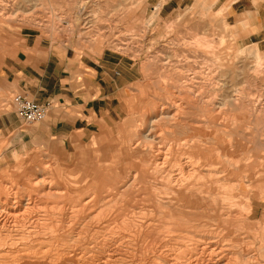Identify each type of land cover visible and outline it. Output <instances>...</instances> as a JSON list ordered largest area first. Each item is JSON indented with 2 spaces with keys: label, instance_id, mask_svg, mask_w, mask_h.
<instances>
[{
  "label": "rangeland",
  "instance_id": "374dc122",
  "mask_svg": "<svg viewBox=\"0 0 264 264\" xmlns=\"http://www.w3.org/2000/svg\"><path fill=\"white\" fill-rule=\"evenodd\" d=\"M22 32L42 33L53 40L64 36L66 48L93 56V65L98 66L99 71L98 77L93 75V84L99 85L102 82L106 90V93L101 94V97H105L102 102L109 110L105 112L106 115L102 114L96 119L94 128L97 132L94 133L93 141L76 143L75 147L51 139L43 143L15 142L12 140L13 135L2 137L0 184L22 183L19 181V173L23 170L17 169L20 165L48 163L58 175L82 184L93 181V170L97 169L101 170V174L98 181H93V187L82 188L67 181H57L62 185L70 184V194L83 198L82 203L65 201L67 210L71 206L80 208L85 199L93 197V189L102 197L109 194L120 196L118 201L101 202L103 208L124 211L125 199L132 197L135 207L141 210L144 196L156 197V194L168 190L161 185L162 176L153 173L143 164L150 156L145 155L143 150L147 147L142 146L143 142L137 144L140 141L135 132H149L150 128L144 126L143 119L148 118V115L151 119L160 117L159 112H155L156 104L160 111L165 101L176 100L178 108L183 106L179 112L180 121H187L175 124L161 119L157 122L162 136H167L163 151L169 146V139L178 131V142L187 139L188 144L184 149L191 156L190 164L194 161L199 168L207 166L205 158L197 162L200 156L198 151L202 148L208 149L206 152L210 157L223 158V163L230 166L225 173H219L216 161L208 162L210 171L209 175L204 176V183L210 184L214 179H221L224 187L219 191L225 196L221 198L222 201L213 202L209 199L207 223H210V228L205 229V235L220 238L223 244L226 243L224 246L234 252L233 255L237 256L235 260L238 259L240 264H247L252 255L259 259V264H264V179L255 181L253 185L244 182V188L236 191L232 185L225 184L224 180L227 177L226 182L234 179L231 166H242L245 160L237 156L243 154L253 153V169L261 176L264 174V42L258 45L243 40L247 34L230 24L221 11L212 8L205 11L194 6L162 11L161 4L149 5L146 0H0L2 46L9 45ZM209 41L215 42L214 49L205 44ZM216 56H224L225 61H218ZM257 57L262 59L260 64ZM215 65H219L220 69ZM187 73L194 78V84H191L189 90L193 88L201 97L193 93L186 95L189 87L183 86L181 79ZM15 93L18 91L4 95L3 105L10 103ZM99 93V90H95L93 98L100 96ZM181 95L185 96L184 99ZM175 112L178 114V110L171 111V114ZM47 118L33 126L46 122ZM128 141V148H124L125 156L121 160L115 154ZM221 154L226 157H220ZM210 159L213 160L212 157ZM115 161V166L104 168ZM26 175L30 182L38 179H29L32 178L31 173ZM242 175H245V171H242ZM47 178L52 180L51 183L56 181ZM124 182L133 183L128 186ZM141 182L155 184L156 188L145 187L143 184L140 186ZM5 186L7 190L9 185ZM18 186H14L16 190L22 187ZM78 188H82L84 193L76 190ZM64 191L67 189H63L61 195H65ZM24 195L27 198L31 193L28 191ZM192 202L195 209H201L202 205H196L194 199ZM84 207L86 212H93V209ZM246 244H250L251 251H241L240 247ZM190 247L194 255L199 252L193 246ZM190 259L178 258L173 263L179 264L181 260V264H187Z\"/></svg>",
  "mask_w": 264,
  "mask_h": 264
},
{
  "label": "bare ground",
  "instance_id": "6f19581e",
  "mask_svg": "<svg viewBox=\"0 0 264 264\" xmlns=\"http://www.w3.org/2000/svg\"><path fill=\"white\" fill-rule=\"evenodd\" d=\"M205 44L211 49L216 47L213 41L206 42ZM239 50L242 51V49ZM216 58L218 61H225L224 56H216ZM257 60L258 64H260L262 59L257 57ZM217 63L219 62H216V64ZM222 66H224V64ZM226 67H228V65ZM213 73H215V71ZM193 79L190 73L183 75L181 79L183 86L189 87L188 90L185 88H183V90H186L187 96L189 93H193V95L195 94L197 97L200 96L199 92L195 93L192 87V89L189 90L191 84H194L192 82ZM194 81H196V79ZM201 81L203 80H200V82ZM203 87L205 89V86ZM239 91L240 90H238V92ZM184 97L185 96H183V99ZM191 99H193V96ZM155 106V112H159L158 114L160 117L158 119H151L148 115V118L146 117L143 121L144 126L146 125L150 128L149 132H139L138 134V131H136L135 135L137 133L139 137L138 141H140H137V144L143 142L142 146L147 147L143 151H145V155L150 156L149 160L143 164L153 173L155 172L162 176L161 185L168 191H164L162 194L158 193L156 197L150 195L144 196L142 201L143 208L141 207V210L135 207V200L132 197H127V199H125V209L124 211H120L114 208H103L100 205L101 202L106 200L107 202L118 201L120 198V196H117L118 194H109L107 197H102L100 193L93 189V197L85 199L83 204H81L83 200L82 197L77 198L70 194V184L62 185L57 181L51 183L52 180L50 181V179L47 178L48 176L44 175L33 182L28 181L12 184H8L9 182H1L0 264H174L173 261L178 258H191L189 262L187 261V264H240L237 262L238 259L235 260L237 256L233 255L234 252L232 253L228 250V248H226L227 246H224L226 243L223 244L220 238L211 236L210 234L205 235V229L210 228V223H207L209 220L207 216L209 199L211 198L213 202H216L225 196L219 191L224 187V183H222L221 179L217 178L213 181L210 180L212 181L210 184L204 183V176L209 175L208 171H210V167L208 168L207 166H210V162L216 161V164H218L217 172L219 173H225L226 169L230 166L223 163V158L221 160L218 156L215 159L211 156L213 159L211 160L209 153L206 152L208 149L202 150V148L200 149L202 153L198 151L200 156L197 162L199 163L205 158L207 166L199 168V165H197L196 162L194 163V161L190 164L191 156L188 154L189 152L184 149L188 144L186 141L187 139L178 142V131H175V136L169 139V146H166V150L163 151V145L165 146L167 143L165 140L167 136L165 138L162 136L161 128H159L160 126L157 127V122L161 119L162 121L166 119L173 121L175 124L178 123V121H180L179 112L183 106L178 108L177 101L172 99L165 101L161 105L160 111L157 107L158 104ZM173 110H178V114H176V112L171 114ZM181 122L182 121H180V123ZM194 123L195 122H193V124ZM189 124H191V122ZM175 129L178 130V127H175ZM252 154L237 156V158L244 159L245 163L242 166H238L237 164L231 166V171L234 176L233 180H228V182H226L229 177L226 179L224 178L225 184L232 185L234 191L243 189L244 187L242 188V185L244 182L249 183L248 185H253L255 181L257 182L259 179H264V174L261 176L253 169L254 157ZM223 155L224 154H221L220 157ZM178 161H180L181 164H178ZM206 168L208 169L206 170ZM242 171H245L244 176L242 175ZM227 175L228 174H226V176ZM124 183L125 185L131 186L133 182ZM6 184L7 186L9 185L7 190L6 186L4 187ZM142 184L145 187L147 185V187L149 186L152 188L153 186L156 188L155 184H145L141 182L139 185L141 186ZM13 185L16 187L21 185L22 187L20 188L18 186L19 188L16 190V187ZM63 189H67V191H64L65 195H61ZM28 191L31 195L25 198L24 194ZM196 196H198V198ZM232 197L235 198V196ZM233 198L229 197L230 200H233ZM193 199L196 205H202L201 209L194 208L192 204ZM75 200L77 201L75 202ZM65 201L74 203L81 202L80 204L82 206H80V208L71 206L67 210L65 208ZM61 202L62 204L59 205ZM84 206H87L88 209H93V212H86ZM198 226H200V228L202 227V229L198 230L200 229ZM196 228L198 229L196 230ZM217 230H219V228H217ZM213 232H215V230ZM178 239H180V241ZM246 245L247 246L240 247L241 251L251 249L250 244ZM190 246H193L194 249L199 250V252L197 251V254L194 255ZM230 247L231 246H229V248ZM233 247L235 246H232V248ZM261 255H259V257ZM260 258L262 259V257ZM246 259L248 260V257ZM250 260L251 261L247 264L260 263H258L259 259L253 257V255ZM179 264H181V260Z\"/></svg>",
  "mask_w": 264,
  "mask_h": 264
},
{
  "label": "crops",
  "instance_id": "0c3cea01",
  "mask_svg": "<svg viewBox=\"0 0 264 264\" xmlns=\"http://www.w3.org/2000/svg\"><path fill=\"white\" fill-rule=\"evenodd\" d=\"M146 1L149 5L161 4L162 11L194 6L201 10L212 8L221 11L230 24L247 34L243 40L258 45L264 42V0ZM93 75H99L98 66L93 65V56L66 48L64 36L53 40L42 33L22 32L9 45L3 47L0 43V140L13 135L12 140L15 142L43 143L51 139L61 141L68 147L83 141H93L94 133L97 132L94 128L96 119L102 114L106 115L105 112L109 110V107L103 106L105 97H101L106 90L102 82L93 84ZM95 90L100 91V96L93 98ZM15 91L39 102L51 101L52 107L46 122L38 126L26 124L18 116L12 102L3 105V96ZM128 145L129 141L123 143L115 154L121 160L125 156L124 148H128ZM116 162L104 168L113 167ZM17 169L23 170L19 173L21 182H27L26 174L31 173L32 178L29 179L32 180L46 175L82 188L93 187V181H98L101 174V170H93V181L82 184L58 175L48 163L20 165ZM82 188L76 190L84 193Z\"/></svg>",
  "mask_w": 264,
  "mask_h": 264
},
{
  "label": "built area",
  "instance_id": "2783aa9c",
  "mask_svg": "<svg viewBox=\"0 0 264 264\" xmlns=\"http://www.w3.org/2000/svg\"><path fill=\"white\" fill-rule=\"evenodd\" d=\"M18 116L26 124H34L43 121L48 115L52 102H39L23 93H15L11 99Z\"/></svg>",
  "mask_w": 264,
  "mask_h": 264
}]
</instances>
